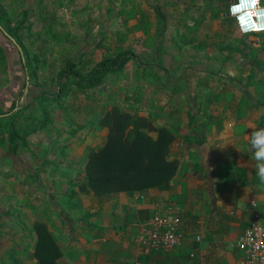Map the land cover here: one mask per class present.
I'll use <instances>...</instances> for the list:
<instances>
[{
  "label": "crops",
  "instance_id": "obj_1",
  "mask_svg": "<svg viewBox=\"0 0 264 264\" xmlns=\"http://www.w3.org/2000/svg\"><path fill=\"white\" fill-rule=\"evenodd\" d=\"M137 1L154 23L153 36L158 7L166 13L164 33L154 43L144 30L134 29L137 17L122 22L125 44H140L134 45L138 50L123 49L135 52L139 67L130 65L125 80L115 83L108 79L118 76L108 75L104 91H74L67 98L81 95L92 109L97 102V111L117 106L146 118L154 139L161 127L176 129L167 153L177 161L176 182L142 192L82 189L83 158L105 146L110 131L98 120L71 137L66 120L76 127L88 118L67 114L61 103L62 118L55 110L54 122L15 153L0 138V204L16 212L9 217L0 209V264H38L36 224L53 235L60 264H246L239 238L251 222L264 221V181L250 144V134L264 128V33L242 35L228 12L212 18L211 0H157L161 5L151 7L154 13L145 0ZM122 6L133 4L127 0ZM146 69L152 75H145ZM121 85L129 87L126 95H135L131 104L121 103ZM242 100L246 118L238 116ZM188 134L203 141L190 143L183 138ZM169 210L180 215L181 244L141 253L145 226Z\"/></svg>",
  "mask_w": 264,
  "mask_h": 264
},
{
  "label": "trees",
  "instance_id": "obj_2",
  "mask_svg": "<svg viewBox=\"0 0 264 264\" xmlns=\"http://www.w3.org/2000/svg\"><path fill=\"white\" fill-rule=\"evenodd\" d=\"M122 1L123 5L127 3V0ZM129 1L133 4L132 8L126 9L122 6L119 13L122 22H128L137 17L138 24L134 26V29L144 30L147 38H152L155 43L167 27L166 13L158 7V22L155 25L157 33L153 36L151 29L154 23L149 19L148 10L143 9L137 0ZM229 5L230 0L228 2L211 0L207 8L211 10L212 18L216 19L221 13L228 12ZM0 24L5 26L6 32L0 30L1 50L5 51L4 53L8 56V44L16 46L17 57L22 62L25 75L23 86L26 87L28 76L29 90L37 89L34 93H39L36 103L30 102L29 105H24L17 111H15L17 103L14 100L11 102L13 104L11 111L6 112L0 105L2 107L0 109V138H6L9 141V150L14 153L27 144V138L30 135L54 122V105L64 104L63 100H66L74 91L81 90L88 93L94 89L104 91L107 87L108 75L123 71L129 61L137 58L135 52L122 50L115 56L100 60L88 76H82L79 72L72 70V67L67 66L57 74L59 85L56 91L48 94L45 88L36 84L38 65L36 56L23 45L17 28L5 24L1 16ZM253 74L254 72L251 73V80L254 78ZM256 87L259 88V84H256ZM260 101L264 104V98ZM4 103L8 102L5 100ZM244 103L245 100H242L238 108V116L241 118L247 117V113L243 110ZM31 104L38 106L41 113L36 114L34 110L28 112ZM11 112L13 113L10 115ZM105 118L106 124L103 125L109 126L110 133L105 146L85 154L83 160H85L87 177L86 182L81 186L82 189L96 193L129 190L142 192L152 187L169 188L172 183L176 182L174 177L177 173V161L169 160L167 157L168 147L178 132L176 129L161 127L158 130V137L154 139L149 134L153 127L148 119L135 117L134 114L124 112L117 106H113L112 111L110 109V113H106ZM190 118L193 120V115H190ZM143 127H147L148 132L143 130ZM84 128L80 125L74 127L70 131L71 137ZM183 138L190 143L203 141L194 134L184 135ZM178 183L181 184L183 181L179 180ZM35 228L38 238L34 247L38 264H60L57 261L60 249L47 226L36 224Z\"/></svg>",
  "mask_w": 264,
  "mask_h": 264
},
{
  "label": "rangeland",
  "instance_id": "obj_3",
  "mask_svg": "<svg viewBox=\"0 0 264 264\" xmlns=\"http://www.w3.org/2000/svg\"><path fill=\"white\" fill-rule=\"evenodd\" d=\"M145 3L150 7L151 13H154L151 7L161 5V2H157V0H145ZM122 5V0H0V16L5 24L17 28L23 45L36 56L37 86L45 88L48 94H52L59 85L58 72L67 66L72 67V70L79 72L82 76H88L97 67L100 60L115 56L125 48L140 49L134 47V45L138 47L140 44L132 43V47L128 43L125 44V33L120 32L125 26V24L122 26L119 14ZM170 21L172 22V20ZM2 25L0 24V26ZM2 28L5 30V26ZM171 30L172 28L169 27V33ZM17 51L15 45L8 44V56H6L5 51L3 52L0 48V105L6 112L12 108L13 100L17 103V109H15L17 111L24 105H29L30 102L36 103L39 96V93H34L37 89H31L27 94L25 93L23 86L25 75L22 62L17 57ZM150 51L152 54L153 49ZM155 53L153 52V56ZM130 65L139 67L138 60H133V63L128 64L120 74L111 73L110 78L118 77L108 79V82L115 83L120 79L125 80ZM147 71L152 75L149 69L145 70V75L148 74ZM140 72L141 69L139 74ZM127 87L124 85L120 87L119 99L122 104H131V98H136L133 94V96L126 95ZM132 89L130 88L128 92L140 93L139 88ZM123 95L126 97L123 98ZM5 100L8 103H4ZM63 102V106L68 108L67 114L71 112L83 119L88 118L87 122L78 124L80 127L93 124L95 126L98 120L100 125L106 124L105 115L110 113V108L107 109L109 111H97L96 102L95 109H92L90 107L92 102H87L81 95L79 98H66ZM53 108L58 111L55 116L61 119L63 114L60 112V104L54 105ZM31 110H34L36 114L41 113L38 106L34 104H31L27 111ZM66 123L74 128L71 122L68 123L66 120ZM106 127L109 128L107 125ZM0 205V209L9 212V217L16 216L15 211H9L10 204L3 205L2 202Z\"/></svg>",
  "mask_w": 264,
  "mask_h": 264
},
{
  "label": "built area",
  "instance_id": "obj_4",
  "mask_svg": "<svg viewBox=\"0 0 264 264\" xmlns=\"http://www.w3.org/2000/svg\"><path fill=\"white\" fill-rule=\"evenodd\" d=\"M235 2L238 0H231L230 5ZM259 7L264 8L263 0H261ZM228 15L232 17L229 14V9ZM236 25L242 35H249L240 31L237 22ZM180 221V215L172 210H169L165 215L156 214L151 224L145 226L144 231L139 236L140 243L143 244L141 253L148 254L152 250L167 252L178 248L183 239L180 232ZM238 246L246 253V264H264V221L256 219L251 222L240 236ZM130 264L141 263L136 261Z\"/></svg>",
  "mask_w": 264,
  "mask_h": 264
},
{
  "label": "clouds",
  "instance_id": "obj_5",
  "mask_svg": "<svg viewBox=\"0 0 264 264\" xmlns=\"http://www.w3.org/2000/svg\"><path fill=\"white\" fill-rule=\"evenodd\" d=\"M261 0H238L229 7V14L236 20L240 31L244 34L264 32V8H260ZM250 144L254 150L253 159L258 161L259 178L264 181V128L250 134Z\"/></svg>",
  "mask_w": 264,
  "mask_h": 264
},
{
  "label": "water",
  "instance_id": "obj_6",
  "mask_svg": "<svg viewBox=\"0 0 264 264\" xmlns=\"http://www.w3.org/2000/svg\"><path fill=\"white\" fill-rule=\"evenodd\" d=\"M0 30L3 31V32H5V30L2 28V26H0ZM5 33H6V32H5ZM29 85H30V83H29V78H28V76H27L26 87H25V93H26V94L29 92Z\"/></svg>",
  "mask_w": 264,
  "mask_h": 264
}]
</instances>
